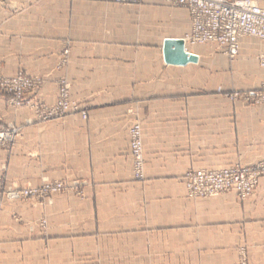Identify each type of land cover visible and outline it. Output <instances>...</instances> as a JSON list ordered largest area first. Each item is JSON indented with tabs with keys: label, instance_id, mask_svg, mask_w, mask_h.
Wrapping results in <instances>:
<instances>
[{
	"label": "crops",
	"instance_id": "0c3cea01",
	"mask_svg": "<svg viewBox=\"0 0 264 264\" xmlns=\"http://www.w3.org/2000/svg\"><path fill=\"white\" fill-rule=\"evenodd\" d=\"M3 1L0 75L22 68L44 76L34 97L54 103L60 75L55 65L69 38L71 96L87 107V118L70 112L26 124L33 112L14 109L0 94V120L23 132L11 153L0 150V177L19 184H39L43 174L86 182L84 199L64 192L45 208L3 202L0 254L38 260L47 244L52 260L65 264L74 258L76 264H238L237 249L245 246L250 264H264V176L244 201L232 192L189 199L181 181L190 167L264 160V103L232 104L214 91L264 82L256 60L264 41L241 38L231 63L214 42L186 44L196 60L170 64L163 58L164 40L179 37L155 45L148 36L140 43L123 31L118 36L119 10L99 0ZM143 2L142 22L183 19L189 32L187 8L177 7L175 14L162 0ZM103 18L109 20L103 24ZM201 59L205 65L199 66ZM135 119L143 132V183L133 179L128 149ZM42 215L47 239L27 226Z\"/></svg>",
	"mask_w": 264,
	"mask_h": 264
},
{
	"label": "rangeland",
	"instance_id": "374dc122",
	"mask_svg": "<svg viewBox=\"0 0 264 264\" xmlns=\"http://www.w3.org/2000/svg\"><path fill=\"white\" fill-rule=\"evenodd\" d=\"M106 5H110L113 8L119 10L117 22L114 24L115 30L118 32V36L124 35L121 33L123 31L126 32V36L134 37V43H140L141 37L149 38V43L160 45L162 39L164 37H185L187 33V27L185 23L182 21H176V18L172 20L171 18L159 16L155 18L156 21L149 22L146 24L141 21L142 9L147 7V3H144L143 0H138L136 2H126V3H113L107 2L104 0H99ZM163 1V0H162ZM164 2V1H163ZM5 2L0 0V4H4ZM167 7H169L170 11L176 14L177 7L172 6L164 2ZM13 10H16L17 5L11 6ZM182 18H184L182 16ZM109 19L103 18L102 22L107 21ZM175 23V24H174ZM144 27V31H141L140 28ZM148 27V29L146 28ZM133 30V31H132ZM130 33V34H129ZM104 36H109V30L104 33ZM64 47L60 51L58 61L55 65V71L59 72L60 75L55 78V83L57 86V95L56 100L52 104H47L43 100L37 99L34 97V94L38 89L43 85L44 76L33 75L22 68H18L14 74L11 75H0V94L7 96V102L14 109L26 107L33 112L34 119L27 118L25 120L26 124H30L33 122L43 123L53 118H58L64 116L70 112H78L81 114L82 118H87V107L82 108L78 101L71 96V82L67 76V70L70 63V43L71 40L69 38L64 39ZM145 42V41H144ZM186 46V44H185ZM160 47V46H159ZM187 48V47H186ZM219 48V46H218ZM216 52L225 54L229 62L235 61L239 55L237 54L234 58H230L224 51L223 48H219ZM239 53V52H238ZM258 56V55H257ZM256 56V60H257ZM207 59V58H206ZM205 59V60H206ZM258 61V60H257ZM199 66L205 65L204 59H201L197 63ZM214 79H216L219 75L217 71H214ZM232 77V75H231ZM18 79H22V82H19ZM232 80V79H231ZM257 84H254L253 87L250 88H234L233 86L230 89H218L215 88V92L222 94L226 99L229 100L230 103H242V104H252L257 105V98L249 99L247 94L253 90L257 89ZM205 92V91H203ZM65 96L67 102L69 103V108L63 110L62 112H57L55 110L57 103L61 100V98ZM137 127L139 131V138L134 136V132L136 131L134 128ZM0 129L8 134V138L0 147V150H5L9 153L13 151V149L17 146L18 141L23 138V132L20 126L16 125L13 122H5L0 120ZM128 149L129 154L131 156L132 162V176L135 181L144 182L146 180L145 176V155L143 148V132L141 128V124L138 119H135L130 126L128 127ZM137 152V153H136ZM137 154L139 159H137ZM264 162V160L257 162L252 166H244L241 164H227L220 165L218 167H199V168H187L181 177V181L185 190V195L189 199H200V198H208L217 196L219 194L232 192L237 198L241 201H244L251 197L257 186L259 184L260 176L253 187L250 194L241 198L239 194L234 190H222L215 194L211 195H199L195 194L194 187V178L193 174L196 171H204V172H218L224 169L230 168H257V164ZM257 171V169H256ZM85 186L86 182L78 179L64 180V179H51L47 175H41L39 184H32L30 182H26L24 184H19L15 181L6 183L4 177H0V214L3 209V202H31L33 206L38 207H47L52 204L53 197L57 194H61L64 192L73 193L79 199L85 198ZM13 193H16V196H12ZM14 219L18 222H23V219L20 216L15 215ZM27 226L30 231H33L35 227L41 231L44 239L48 238V223L45 215H42L37 221L28 222ZM238 264H250L247 260V252L245 246L238 247ZM52 256H49V249L47 244L45 245L44 257L39 258L38 260H34L33 258H29L27 256L8 258L0 254V264H65L62 261H57V258L52 260ZM61 258H58L60 260ZM93 258L90 259L92 261ZM71 264L77 263V258H74L70 262Z\"/></svg>",
	"mask_w": 264,
	"mask_h": 264
},
{
	"label": "built area",
	"instance_id": "2783aa9c",
	"mask_svg": "<svg viewBox=\"0 0 264 264\" xmlns=\"http://www.w3.org/2000/svg\"><path fill=\"white\" fill-rule=\"evenodd\" d=\"M113 3L136 2L138 0H104ZM169 5L188 9L191 26L184 44L216 43L225 53L234 58L239 52V40L243 37H256L264 41V0H163ZM258 63L264 68V52L257 56ZM22 82V79H18ZM247 97L257 98V104L264 103V82L251 90ZM69 108L65 96L57 103L55 110L62 112ZM134 136L139 138L138 128ZM8 134L0 129V147L5 144ZM137 153V152H136ZM137 159L139 156L137 154ZM257 169V171H256ZM264 175V162L257 168H230L218 172L196 171L194 193L211 195L222 190L234 189L241 198L247 197L258 178ZM13 193L12 196H16Z\"/></svg>",
	"mask_w": 264,
	"mask_h": 264
},
{
	"label": "water",
	"instance_id": "95a60500",
	"mask_svg": "<svg viewBox=\"0 0 264 264\" xmlns=\"http://www.w3.org/2000/svg\"><path fill=\"white\" fill-rule=\"evenodd\" d=\"M163 58L166 63L170 64H185L187 61L196 60V56L185 51L184 42L180 39L164 40Z\"/></svg>",
	"mask_w": 264,
	"mask_h": 264
},
{
	"label": "bare ground",
	"instance_id": "6f19581e",
	"mask_svg": "<svg viewBox=\"0 0 264 264\" xmlns=\"http://www.w3.org/2000/svg\"><path fill=\"white\" fill-rule=\"evenodd\" d=\"M177 39H180V40H182L181 38H177ZM184 49H185V51H186L187 53H189V54H192V53H190V52L187 50V48H186L185 44H184ZM192 55H193V54H192Z\"/></svg>",
	"mask_w": 264,
	"mask_h": 264
}]
</instances>
